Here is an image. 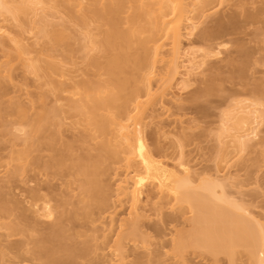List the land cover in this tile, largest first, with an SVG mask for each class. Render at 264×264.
<instances>
[{
  "label": "bare ground",
  "instance_id": "6f19581e",
  "mask_svg": "<svg viewBox=\"0 0 264 264\" xmlns=\"http://www.w3.org/2000/svg\"><path fill=\"white\" fill-rule=\"evenodd\" d=\"M229 5V0H0V84L12 82L18 67L45 90L38 110L25 87L15 85L11 91L15 95L9 105L21 117L13 126L19 139L15 145L22 146L11 156L16 170L11 173L9 164L1 165L0 180L26 172L35 135L57 126L55 133L62 137L69 128L65 120L76 118L81 143L96 153L75 155L67 144L66 154L48 165L77 172L82 200L101 194L107 214L96 219L100 228H95L97 245L92 250L102 264L149 263L153 258L159 264H200L196 257L186 256L189 250L213 258L223 254L232 264L243 252L245 264H264V212L255 211L241 191L235 195L230 190L231 185H245L239 179L240 163L249 166L255 159L264 160V80L254 66L249 67L242 97L231 99L215 128L214 171L199 170L183 150L175 159L153 149L147 135L153 124L166 137H186L192 129L182 119L169 121V130L163 122L171 114L169 105L202 82L211 63L225 59V25L219 22L217 29L203 30L200 40L195 36L211 16ZM66 38L75 39L69 51L82 55L85 65L94 69V78L69 82L65 66L71 58L51 57L43 64L35 55L40 40L55 44ZM263 61L261 55L253 65ZM236 73L245 71L240 67ZM46 91L54 96L52 106L45 102ZM53 143L47 146L51 149ZM257 151L254 159L251 155ZM105 175L109 184L102 183ZM25 210L33 213L36 226L56 219L49 199L41 204L30 201ZM10 211L0 203V213ZM165 214L171 215L172 238L156 249L148 233L152 226L143 224L152 217L164 222ZM62 220L58 218L36 242L34 251L44 264H67L72 257L69 246L62 244L67 237ZM7 229L9 233L4 232ZM16 231L15 225H0L3 254L12 248ZM8 262L30 264L16 256Z\"/></svg>",
  "mask_w": 264,
  "mask_h": 264
},
{
  "label": "rangeland",
  "instance_id": "374dc122",
  "mask_svg": "<svg viewBox=\"0 0 264 264\" xmlns=\"http://www.w3.org/2000/svg\"><path fill=\"white\" fill-rule=\"evenodd\" d=\"M229 2L232 5L211 16L195 36L200 40L203 30H215L218 28L219 22L225 25L227 34L223 40L228 42L225 59L211 63L212 68L206 72L204 80L196 82L188 91L184 92L181 100L169 105L171 114L163 122L165 130H169L172 128V126H168L169 121L182 119L186 121L185 125H191L192 129L186 131V137H181V135L166 137L158 131L155 124L147 128V135L153 149L159 148L163 153L175 157V159L179 158V153L183 150L186 158H191L198 163L199 170L204 169L209 172L214 171L217 163V142L213 135L216 132L215 128H217L222 112L227 108L231 99L242 97L247 89L249 67L254 66L258 78L264 80V61L253 65L256 58L264 55V50L258 48L264 47V0H229ZM210 41L205 40L204 42L211 43ZM75 42V39L66 38L59 43L47 44L44 40H40L35 45L38 49L35 55L44 60L43 64L48 62L51 57L57 60L71 58V61L65 66L71 77L69 82L94 78V69L85 65L82 55L69 51L70 45L74 47ZM200 43L203 42L198 44ZM247 53L252 56L248 57ZM2 54L0 50L1 57ZM240 67L244 69V75L236 73V69ZM13 75L15 78L12 82L0 84V169L3 168L1 165L9 164L11 173L16 170L14 168L16 163L12 162L11 156L22 146L21 144L15 145L19 139L15 137L13 126L20 121L21 117L20 113L9 105L10 97L15 95L11 91L15 85L25 87L36 101L35 110L40 108L42 102L39 96L41 92L45 91L44 88L38 86V82L33 76L24 73L22 69L15 67ZM212 77V81L205 82ZM207 86H210L211 90H207ZM46 93V104L54 105V96L48 91ZM33 111V109L29 110V112ZM74 119L76 118L65 120L69 123V128L63 132L62 137L55 133L57 126H52L51 129L35 135L31 140V154L26 172L22 176H11L10 174L1 178L0 203L10 206L12 212L10 211L9 214L0 213V225L4 224L9 227L15 225L18 231L11 238L12 248L6 250L5 254L0 249V264H9L8 260L15 256L26 258L30 264H44L43 259L34 251L36 242L48 232L50 226L55 224L58 218L63 219L61 223L67 236L62 240V244L68 245L72 251V257L67 264H102L101 257L96 256L95 251L92 250L97 245L93 237L96 233L95 228H100V222L96 219L101 214H107V211L103 210L106 205L102 203L101 194L97 195L95 200L88 198L82 200L81 178L77 172L69 168L48 165L53 158L66 154L67 144L74 147L75 155L86 150H90L92 155L96 153L92 147L81 143L82 132L74 124ZM53 122L58 123V120L55 119ZM51 140H54V143L50 149L47 143ZM258 152L252 154L251 157L255 159ZM238 168L239 179L245 185L239 188L231 185L230 190L235 195H239L238 191H241L255 211L264 212V160L257 161L255 159L254 163L249 166L240 163ZM111 170L110 168L109 172ZM105 178L106 175L103 176L102 183L109 184ZM248 183L250 185H247ZM33 192L36 196L32 195ZM109 192L108 190L107 194ZM44 199H49L55 207L56 219L53 222L47 221L36 226L32 217L33 213L25 208L30 205V201L37 200L41 204ZM17 202L18 204H16ZM108 204H111L110 200ZM103 211L105 212L103 213ZM170 217L171 215L165 214L164 222L154 217L144 221V227L152 226L148 233L150 239L157 243L154 247L156 249H159L162 244L170 242L172 238V235L168 234L173 227L168 223ZM4 232L9 233L10 229L4 230ZM140 238L139 235L138 241ZM58 250V254H64L63 250L61 251L60 248ZM186 256L196 257L200 264H232L229 258L223 254L213 258L206 253L200 254L197 251L189 250ZM157 261L156 258H153L149 263L142 261L138 264H159ZM245 263L246 257L243 252H239L236 255L235 264Z\"/></svg>",
  "mask_w": 264,
  "mask_h": 264
}]
</instances>
